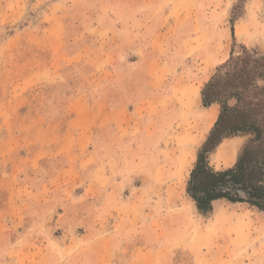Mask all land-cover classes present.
Segmentation results:
<instances>
[{"label":"rangeland","instance_id":"374dc122","mask_svg":"<svg viewBox=\"0 0 264 264\" xmlns=\"http://www.w3.org/2000/svg\"><path fill=\"white\" fill-rule=\"evenodd\" d=\"M72 1H76L80 9L89 6L93 11L102 9L103 5L102 0L100 4L88 0H0V189L6 187L13 193L11 207H4L3 197H0V219L3 216L12 218V223L0 226V264L16 262L18 258L30 264H49L53 260V254H47L56 245L54 230L50 228L48 235V232L31 225L29 219L36 216L35 202L38 201L32 199L34 195L30 190L24 194L19 190L20 184L26 180L35 182L38 179L42 184L54 178L55 175L47 176L44 170L39 171L38 166L45 168L58 161L57 166L47 167L46 172L53 174L71 161L81 169L84 165L94 167L101 162L105 165L107 154L113 145L118 144L121 154L128 155L120 159L127 157L128 160L123 159L125 167L122 160L114 162L112 167L116 168L117 174L104 184L116 187L113 198L126 200L133 194L143 204L140 208L151 210L157 218L166 212H176L180 207L189 209L191 205L184 188L193 160L190 157L183 159L175 178L167 179L161 172H149L153 169V163L150 166L149 163L155 160L148 157L151 150L125 149V146H132L126 130L131 132L130 125L138 128L144 115L134 114L131 110L117 113L104 102L107 96L111 104L117 101L126 104L133 100L129 96L131 90L142 84L141 79L132 77L131 63L121 60L123 53H128L130 58L134 53L138 30L132 23L133 13L126 9L129 12L124 14L125 28L105 30L100 25L96 27L97 21L105 25L102 14H92L94 18L90 19L91 15L85 18L84 10H81L74 16L80 18L79 21L84 17L85 23L72 27L66 23L67 9ZM132 2L124 0L123 5L131 8ZM151 4L158 7L157 11L164 7H173L176 11L171 18L172 29L161 31L165 37H155L157 41L152 43L156 57L170 59L179 55L181 50L187 49L180 41L184 33L194 35L207 26H224L229 30L233 25L234 36L235 26H238L235 42L232 38L228 41L234 55H238L243 47L264 51V0L244 3L241 0H151ZM151 17L155 22L157 13ZM191 23L192 27L187 26ZM198 48H191L189 53H196ZM214 73L215 70L212 75ZM118 87L127 92L119 93ZM178 92L183 91L179 89ZM74 95L79 100L74 101L69 110ZM193 118L192 115L188 119V131L197 125ZM117 121L127 124L122 135L125 139L120 137V141L110 143L108 139L115 136L111 124ZM167 130L152 127L149 134L161 139L163 134H168ZM85 133L86 153L91 144L94 156L83 159L84 151H74L73 145H78ZM78 135L81 136L79 139ZM201 136L199 134L198 139ZM245 137L244 143L249 139ZM198 148L195 146L192 150L197 152ZM227 149L226 142L211 157L214 168L227 167L230 163L226 161ZM36 150L43 151L38 153L40 160L29 163L28 157L35 155ZM193 151H188V155ZM26 165L38 170L36 178H32L34 175L27 178ZM122 181L126 184L125 189H121ZM137 186L140 189L135 190ZM110 188L105 189L107 195ZM42 196L45 198L41 199L42 203L53 202L52 189H46ZM163 199L168 205L159 206L158 203H164L161 202ZM215 213L217 217L204 221L203 231L198 236L205 260H211V257L214 260L209 253H216L220 246L219 254L226 250L227 260L231 262L249 259L257 262L253 258L259 257L258 261L264 264V213L244 204L231 205L225 201L217 204ZM19 251L23 254L20 255ZM194 251L190 246H182L171 257L178 264L200 263L201 258L196 257ZM130 256V253H114L109 244V264H129Z\"/></svg>","mask_w":264,"mask_h":264},{"label":"crops","instance_id":"0c3cea01","mask_svg":"<svg viewBox=\"0 0 264 264\" xmlns=\"http://www.w3.org/2000/svg\"><path fill=\"white\" fill-rule=\"evenodd\" d=\"M88 1L101 3V0ZM132 1L131 8H128L124 7V0H102V9L97 8L94 11L89 6L80 9L75 4L76 1H72L67 9L68 22L66 23L73 27L78 23L82 24L84 17L87 18L91 15V19L94 18L92 14L100 13L105 25L102 26L99 24L100 21H97V28L100 25L101 29L119 30L126 27L127 22L124 14L131 10L134 18L132 23L134 28L138 30L137 41L131 58L128 53H123L121 60L131 63L132 77L141 79L142 84L140 88L131 90L129 96H132L133 100L126 104L119 101L116 104H111L107 96L104 97V102L107 106L109 105L111 111L117 113L131 110L134 114L144 115V121L142 123L137 122L138 128L136 125H130L131 132L126 130L127 136H130L129 140H132V146L131 148L125 146V149L141 152L145 149L151 150L148 157H153L155 160L149 163V166L153 163V169L149 172H161L165 178L171 179L177 175L181 166L180 162L183 159L190 157L193 164L195 163L197 152L193 150L195 146L200 147L202 145L218 117L219 106L217 104L208 107L202 105L201 90L209 81L216 67L223 64L230 56L228 41L232 38L231 31L224 26L221 28H214L213 26L209 28L207 26L202 28L200 33L194 35L189 32L184 33L180 41L183 46H187V49L181 50L179 55L172 56L170 59L161 56L156 57L152 43H156L157 38L155 37L159 39L165 37L161 31L172 29L171 18L176 11L173 7H164L157 11L158 7L152 6L151 0ZM159 1L163 2L164 0ZM81 10H84L85 16L81 19L82 21H79L80 18L74 15ZM155 13H157V19L154 22L151 16ZM92 26L94 27V25ZM187 26L192 27L193 24H187ZM140 31H143L142 34ZM157 31L159 33H156ZM237 32L238 26L236 25L235 37H237ZM191 48H198L195 49L197 52L189 53ZM118 88L119 93L127 92L122 87ZM179 89L183 92H178ZM72 99L68 105L69 110L72 108V103L79 100L75 95ZM76 107L74 106V108ZM188 111H190L189 114H187ZM192 115L194 117L192 120H195L197 125L188 131L187 122ZM69 122H71L70 113ZM111 125L114 126L115 136L108 140L110 143L113 141L115 143V141H120L122 135L124 136V127H127V124L123 125L117 121ZM152 127L168 129V134H163L161 139L160 137L156 139L155 136L149 134ZM199 134H202L201 139H198ZM80 137L78 135V139ZM76 138L75 135L74 142ZM245 138V136H234L225 139L210 155V165L212 166L211 157L227 142L228 155L226 161L229 160L230 163L227 162V167L220 169L212 167L215 170L231 168L236 162ZM86 139L87 133L84 134L78 145L76 143L73 145L74 151L76 149L84 151L83 159L94 156L90 150L92 149L91 144H89L86 153ZM123 139L125 138L122 137L121 140ZM190 150L193 153L189 152L188 155ZM36 151L38 152H35V155L28 157L29 163L40 160L41 155L38 153L43 151ZM110 151L105 158L108 161L105 165V162H101L94 167L84 165L81 169L75 164V161H71L65 168H59L53 174L47 173V167L57 166L58 161H55L48 166L46 165L45 168L38 166L39 171L44 170L45 175H55L52 180H47L42 184L38 183V179H35L37 180L35 182L26 180L20 184L21 194L30 190L34 195L32 199L38 201V203L35 202L36 216L29 219L31 225L37 226L38 230L42 229L44 232H48V235L50 228L54 230L53 241L56 245L47 254H53V260L49 264H109V244L114 253H130L129 264H178L172 260L171 255L175 250L181 249L182 246L183 248L185 246L194 248L196 257L201 258L200 263L197 262L196 264H263L258 261L260 260L259 257L253 258L257 262L250 261V259L231 262L227 260L228 253L225 249H222L225 250V253L219 254L220 246L216 253H209L211 256L213 255L214 260L212 257L211 260L207 257L205 260L204 252L199 248L198 236L203 231L204 221H210L212 217L216 216V206L224 200L215 201L213 210L208 216L199 214L191 201L189 209L180 207L176 212H166L157 218L151 210H146L145 207L141 209L140 206L143 207V204L139 198H134L133 194L131 198L126 200L113 198L116 194V187L112 186V188L110 184L107 186L104 184L114 174H117L116 168L113 169L112 167L114 162L116 164V161L122 160L124 166V160L127 157L126 159L123 158L124 160L120 158L128 155L121 154L118 144L113 145ZM44 157L46 158L45 154ZM25 174L27 178L31 175H34L32 178H36L38 170L26 165ZM109 188L111 190L107 195L105 189ZM125 188L126 184L123 183L121 189ZM46 189L53 190V202L47 204L41 201V199L45 200L42 195ZM136 189H140V186H137ZM12 195L11 189L6 187L0 189V197H3L4 207L12 206ZM21 199L23 198L21 197ZM161 202L164 203H158L159 206L168 205L164 199ZM8 222L12 223V218L3 216L0 219V226H7ZM191 229L193 230L190 231ZM46 252L48 253L47 248ZM19 254H23V251H19ZM18 259L16 262H3L1 264L31 263ZM220 259L227 261L222 262ZM32 264L38 263L32 262Z\"/></svg>","mask_w":264,"mask_h":264},{"label":"trees","instance_id":"16d2710c","mask_svg":"<svg viewBox=\"0 0 264 264\" xmlns=\"http://www.w3.org/2000/svg\"><path fill=\"white\" fill-rule=\"evenodd\" d=\"M243 3L247 0H241ZM235 42L234 26L230 28ZM204 107L219 106L218 117L198 148L185 192L196 210L208 216L215 201L244 204L264 213V51L242 48L215 69L201 90ZM248 136L235 164L215 170L210 155L225 140Z\"/></svg>","mask_w":264,"mask_h":264}]
</instances>
